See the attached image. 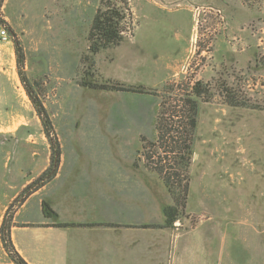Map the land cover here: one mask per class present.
Wrapping results in <instances>:
<instances>
[{
  "label": "rangeland",
  "instance_id": "1",
  "mask_svg": "<svg viewBox=\"0 0 264 264\" xmlns=\"http://www.w3.org/2000/svg\"><path fill=\"white\" fill-rule=\"evenodd\" d=\"M111 1L131 11L124 40L92 53L88 35L101 0H0L8 31L0 38V181L11 180L8 150L41 160L53 153L18 74L15 38L28 85L65 155L141 156L138 164L150 171L145 153L161 151L149 144L160 102L174 106L180 89L200 80L207 92L199 99L191 189L176 226L186 235L178 242L192 238L183 264H264V110L228 103L264 106V0ZM184 56L179 76L163 78L164 65ZM173 81L182 86L165 89ZM164 196L172 203L161 190Z\"/></svg>",
  "mask_w": 264,
  "mask_h": 264
},
{
  "label": "crops",
  "instance_id": "2",
  "mask_svg": "<svg viewBox=\"0 0 264 264\" xmlns=\"http://www.w3.org/2000/svg\"><path fill=\"white\" fill-rule=\"evenodd\" d=\"M184 58L166 63L163 78L178 77ZM24 141L31 150L32 140ZM6 155L5 166L12 165L11 180L0 181V229L13 205L11 237L29 264H183L188 260L185 243L192 240L190 234L181 244L178 239L186 235L176 227L178 222L165 227L164 208L171 202L166 196L161 201V190L165 194L167 188L142 163L136 165L135 156L122 161L93 151L70 155L62 151L55 177L19 199L50 166L51 154L42 160L25 154L13 158L9 150ZM45 203L55 212L52 217L46 216ZM0 264H11L1 232Z\"/></svg>",
  "mask_w": 264,
  "mask_h": 264
},
{
  "label": "trees",
  "instance_id": "3",
  "mask_svg": "<svg viewBox=\"0 0 264 264\" xmlns=\"http://www.w3.org/2000/svg\"><path fill=\"white\" fill-rule=\"evenodd\" d=\"M245 2L250 4L253 0H245ZM117 4L118 2L115 3L111 0H101V6L95 14L88 35L89 50L92 53H97L101 49L109 46H117L124 40L126 30L122 22L126 19L127 14L131 16V11L127 6L122 5L118 7ZM0 26L6 28V21L1 15V12ZM14 44L19 77L24 83L26 91L42 119L44 133L48 137L53 148L50 166L23 190L22 196H26L31 191L39 189L55 177L62 152L58 139L53 138L52 132L54 129L47 108L41 99L35 96L31 91L27 78L22 70L25 59L17 38H15ZM86 85L100 90L129 91L141 94L148 93L149 90L142 85ZM180 85L181 84H178L176 81H173L171 83H166L165 89L167 88L173 91L179 88ZM181 90L185 92H183V96L176 99L174 106L168 105L167 102L163 100L160 102L158 108L155 119L157 138L149 142V144L151 147L153 146L157 149H161V151L158 152L155 150V152L145 153V166L151 172L156 173L163 181L172 199V203L164 208L165 227L173 226L185 212L187 206L192 180L189 169L194 155L195 133L199 115V99H202V97L205 99V94L207 92L205 84L200 80L192 86L187 85L185 89H180L179 92H182ZM230 96L229 94V97ZM228 103L233 106H247L264 110V106L259 104L250 106L244 102L234 101L233 99L228 101ZM146 141L145 138L142 139L141 147L143 149L146 148ZM140 157L141 156H138L136 158V165H138V159H140ZM44 211L46 216L52 217L55 215V212L47 203H45ZM12 214L13 210L12 206H10L0 229L3 247L8 254L11 264H29L18 252L13 243L11 237ZM58 225L69 226L71 224L60 223Z\"/></svg>",
  "mask_w": 264,
  "mask_h": 264
},
{
  "label": "built area",
  "instance_id": "4",
  "mask_svg": "<svg viewBox=\"0 0 264 264\" xmlns=\"http://www.w3.org/2000/svg\"><path fill=\"white\" fill-rule=\"evenodd\" d=\"M0 38H2V39H7L8 38V31L4 27L0 28Z\"/></svg>",
  "mask_w": 264,
  "mask_h": 264
}]
</instances>
